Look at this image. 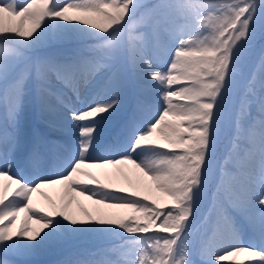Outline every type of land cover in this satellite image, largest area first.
<instances>
[{
  "label": "snow or ice",
  "instance_id": "snow-or-ice-1",
  "mask_svg": "<svg viewBox=\"0 0 264 264\" xmlns=\"http://www.w3.org/2000/svg\"><path fill=\"white\" fill-rule=\"evenodd\" d=\"M258 24L264 26V0H161L151 6L141 0H0V143L5 146L0 152V264H14L10 257L65 241L107 235L123 239L125 258L111 264H222L241 255L248 264H264V48L250 72L243 64ZM86 37L95 43L62 60H31L24 54ZM126 66L138 91L134 106L122 111ZM104 72L109 74L107 86L82 98L81 80L92 85ZM29 80L35 81L42 101L54 97L68 113L59 127L77 130L51 174L37 171L31 179L13 171ZM233 103L235 134L221 162L217 147ZM114 121L121 134L114 142L104 141L109 154L94 156ZM154 134L159 142H151ZM40 145L36 134L29 164L39 160ZM120 165L140 173L135 190L110 188L82 170ZM60 184L67 200L55 217L32 208L34 193ZM142 189L159 196L149 199ZM76 196L130 214L109 218L99 212L98 219L78 220L68 211ZM205 200L210 209L203 220L211 234L194 241L196 214ZM21 213L25 219L13 235ZM33 219L41 228L29 235ZM246 230L251 236L244 243Z\"/></svg>",
  "mask_w": 264,
  "mask_h": 264
},
{
  "label": "rangeland",
  "instance_id": "rangeland-1",
  "mask_svg": "<svg viewBox=\"0 0 264 264\" xmlns=\"http://www.w3.org/2000/svg\"><path fill=\"white\" fill-rule=\"evenodd\" d=\"M22 2L23 0H17V3ZM57 2L59 4H64L68 2V0H57ZM160 2L161 0H148V3H146L145 0H141L142 5L148 6L155 5ZM210 2L227 3L234 2V0H214ZM143 11L144 9L142 8L141 12L137 14V21L141 19ZM69 15L79 16L81 14L69 13ZM25 27L27 29L30 28L31 25L26 24ZM263 27L264 26L258 24L256 40L254 42L253 49L251 53L245 57L243 62L245 72L251 71V69L255 65L256 58L258 57L260 50L264 48V43H261L259 41V34L264 29ZM94 43L95 41L90 37H86L82 40L70 39L60 42L48 43L42 46H38L34 49L25 50L24 54L28 56L31 60L57 59L62 58V56L68 57L74 55L77 51L85 49L88 45ZM17 63L19 67H23V62L18 61ZM157 67L159 68V65H157ZM124 74L126 78V86L124 90V95L122 96V99L124 101V108L122 111H127L135 104V99L138 91V82L135 76L133 75L130 66L125 67ZM108 82L109 74L107 72H104L103 74H98L92 85H85L83 80H81V97L85 98L89 96L93 91L106 87ZM53 85L56 87V82L54 78ZM28 88L29 95L26 98L25 109L20 118L19 123L21 144L18 149V154L15 160V166L13 168V171H16L18 174L25 176V178L27 179H31L32 175L37 171H39L41 175H50V170L55 167L58 159L62 157L66 153V150L73 145L74 137L77 134V130L71 128L70 126H66L63 128L59 127L60 123L67 119L68 113L65 112V110L57 103L54 97L49 96L46 97L44 101H42L40 96L36 92L34 80L28 81ZM237 92H240L239 95H242V92L240 90H237ZM68 95L71 97L72 103L75 104V107L80 108L81 104L77 102L75 96L70 92L68 93ZM2 111V94H0V112ZM236 111V105L235 103H233L229 106L228 118L222 125L220 137H227V135H230L229 142L235 134L234 120ZM251 112L254 116L255 113H257V109L253 107L251 109ZM119 120L120 116L118 115L115 118V121ZM115 121L114 125L109 126V128L105 130L104 136L101 138V146L98 147L97 151L93 153L94 156H102L109 154L106 153L104 150V141L108 140L110 142H114L117 136L121 134L119 124H117ZM53 125H57V127H54ZM38 131L43 134V141L41 142L39 150V153H42L43 157H39V160L36 162V164L32 165L28 163V155L30 153V147L32 146V143H30V141L33 142ZM67 135H69L72 139L69 140ZM30 136H33L32 140ZM55 136L57 139L54 138ZM60 137L65 142H62ZM159 141L160 137L158 134H154L153 137H151V142ZM227 149L223 151L221 162L226 154ZM3 151H5V146L3 143H0V152ZM46 163L52 164V166H46ZM96 168L97 167H86L84 168V170H82L91 173L92 176H94L101 183L108 184L110 188H123L127 192L135 190L137 180L135 178V169H133L132 167L131 170H129L128 173L126 172L125 174L111 172L108 167H106L105 170L103 168ZM12 187L15 188L16 185H13ZM64 190L65 186L62 184L42 187L39 192L34 193L32 195V208L38 209L40 214H44L49 217H55L56 212L61 208L64 203H66L67 198L64 196ZM142 194L148 195L149 199L157 198L159 196V194L155 192L150 193L144 191L143 189ZM160 203L161 207H163L162 200L160 201ZM209 209L210 201L204 214L200 216L197 224L193 226L194 234L198 229H201L207 225L206 223H204L203 218L208 215ZM68 211L70 215H73L78 220L87 219L89 218V216L91 219H98L100 218L99 212L105 213L106 216L109 218L125 217L130 214L128 210L124 209L102 208L100 205L94 204L91 200L85 199L81 196L75 197L73 204L71 205ZM25 215V213H21L19 217H17L15 224L12 226L13 235L21 227V223L25 219ZM29 227L32 230L29 233V235H31L35 231L39 230L41 228V225L37 224L33 219L29 222ZM44 231H47V229H44ZM41 235H43V232H41ZM122 235L124 238L127 239L133 238L127 233H122ZM122 244L123 239L121 238V236H89L54 244L48 248L39 250L33 254L14 256L10 257V259L14 261V264H68L71 261L77 260H94L100 262V264H111V262H122L124 260V250H122L120 247ZM194 258L198 259V257ZM46 261L49 262L42 263ZM227 261L228 257L222 263L226 264Z\"/></svg>",
  "mask_w": 264,
  "mask_h": 264
},
{
  "label": "bare ground",
  "instance_id": "bare-ground-1",
  "mask_svg": "<svg viewBox=\"0 0 264 264\" xmlns=\"http://www.w3.org/2000/svg\"><path fill=\"white\" fill-rule=\"evenodd\" d=\"M75 14V13H74ZM65 56H63L62 58H57L56 60H62L64 59ZM56 87L59 88L60 86L56 84ZM84 93H87V92H84ZM72 101V100H71ZM75 106V104H73ZM68 138L72 139L70 136H67ZM97 169V168H96ZM101 169V168H100ZM105 170V168H103ZM102 169V170H103ZM108 169L111 171V172H118V173H122V174H125L126 172L128 173L129 170H131V167L130 165H120V166H117V167H108ZM84 170V169H83ZM134 172V171H133ZM93 173V172H92ZM51 174V173H50ZM102 174V173H101ZM130 175V174H129ZM103 176V175H102ZM122 176V175H121ZM140 176V173H138L136 170H135V178L137 180V177ZM101 177V176H100ZM104 178V177H102ZM117 178V177H116ZM133 179V178H132ZM120 180V179H119ZM64 188V187H63ZM145 191V190H144ZM48 200V199H47ZM49 201V200H48ZM43 204V203H42ZM194 234V232H193ZM211 232H210V225L207 224L206 226H204L203 228L201 229H198L194 236H193V240L194 241H199L201 239H203L206 235L210 236ZM251 236V232L249 230H246L245 231V234H244V243H247L249 238ZM233 261H245V264H248V261H247V258L243 255L241 256H238V257H228V262L226 264H232ZM223 264V263H222Z\"/></svg>",
  "mask_w": 264,
  "mask_h": 264
},
{
  "label": "trees",
  "instance_id": "trees-1",
  "mask_svg": "<svg viewBox=\"0 0 264 264\" xmlns=\"http://www.w3.org/2000/svg\"><path fill=\"white\" fill-rule=\"evenodd\" d=\"M206 201H207V200H205V201H204V202L201 204V206H203V205H204V203H206Z\"/></svg>",
  "mask_w": 264,
  "mask_h": 264
}]
</instances>
